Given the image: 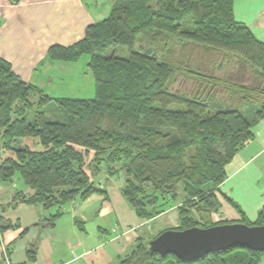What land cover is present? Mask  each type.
<instances>
[{
  "label": "trees",
  "instance_id": "16d2710c",
  "mask_svg": "<svg viewBox=\"0 0 264 264\" xmlns=\"http://www.w3.org/2000/svg\"><path fill=\"white\" fill-rule=\"evenodd\" d=\"M234 2L116 0L109 16L90 24L81 40L48 50L52 61L88 59L92 98L53 97L25 82L0 57V181L18 177L34 191L30 196L18 192L12 204L58 207L44 219L53 227L63 205L106 192L96 177L123 171L122 194L140 218L152 219L178 204L180 226L173 229L233 223L206 224L200 218L220 210L226 166L264 118V42L236 19ZM186 43L203 53L235 55L253 70V82L244 83V72L233 82L195 66L178 55ZM120 47L128 56L119 54ZM177 77L209 93L173 90ZM218 88L229 93L231 104L210 95ZM50 103L61 120L48 118ZM24 138L37 139L40 148H15ZM5 151L14 157L3 158ZM229 201L242 214L239 222L264 225V206L251 222ZM9 227L0 224V231ZM151 239L140 240L118 264H259L264 257V251L236 246L187 262L151 253ZM35 260L36 248L30 247L20 264Z\"/></svg>",
  "mask_w": 264,
  "mask_h": 264
},
{
  "label": "crops",
  "instance_id": "0c3cea01",
  "mask_svg": "<svg viewBox=\"0 0 264 264\" xmlns=\"http://www.w3.org/2000/svg\"><path fill=\"white\" fill-rule=\"evenodd\" d=\"M116 0H0V57L7 60L25 82L45 93L60 83V78L73 75L78 62L52 61L48 50L52 45L69 46L81 40L87 27L109 16ZM235 17L246 24L264 42V0H235ZM79 80L93 85V74L85 59ZM73 66V67H70ZM63 83H67L64 81ZM53 97H70L73 83ZM64 93V94H62ZM73 98V97H70ZM254 138L246 143L227 164V177L220 185V210L212 213L214 222L242 220V214L254 222L264 206V118L253 126ZM38 149L37 139H18L15 148ZM14 157L5 151L3 158ZM106 192L93 193L86 200L75 199L60 210L55 226L44 219L58 212L42 205L12 201L18 192L26 196L34 191L22 181H0V224L13 227L0 231V264L26 261L30 247L36 248L32 264H118L131 253L140 240L146 241L160 232L178 228V204L152 219L140 218L122 194L123 171L116 175L102 173L96 177ZM229 198V199H228ZM215 216L217 218H215ZM28 229L26 233H23ZM259 264H264V257Z\"/></svg>",
  "mask_w": 264,
  "mask_h": 264
},
{
  "label": "rangeland",
  "instance_id": "374dc122",
  "mask_svg": "<svg viewBox=\"0 0 264 264\" xmlns=\"http://www.w3.org/2000/svg\"><path fill=\"white\" fill-rule=\"evenodd\" d=\"M144 40V39H143ZM143 40L139 41L137 43V47L141 46ZM182 47H180L177 52L178 55L180 54L181 56H185L187 58V60L191 61L192 64H195V66H200L202 67L205 71L211 72L216 74L217 76L223 78L224 80H228V81H237V78L239 75H241L242 72H244L243 74H245L244 79L241 76V79H243L244 83H252L253 82V77H254V73L253 70L249 67H247L246 65L243 64V62L241 60L238 59V57H236L235 55H231V54H225L223 52H202L201 47L196 46L194 47V45L190 44V43H186L185 45H181ZM194 52V53H192ZM120 55L122 56H128V50L125 47H120ZM85 59H82L80 61H78L77 66H81V67H77L75 70H71L73 72H76L73 75V80L70 81V77L67 78H60V83L58 86L54 87V89H48L46 92L47 94L51 93V94H60L62 92H64V89H68V87H66V84H69L72 82L73 83V93H66V95H70V97L73 98H92L95 96V87H94V81H93V85L88 86V83L91 82V77H83V80L87 81L89 80V82L87 84H82L80 83L79 80V73L80 72H84V69H82V67L84 68L85 65L84 63L86 61H84ZM222 63L221 65H218L219 63ZM73 67V66H70ZM64 81H66L67 83H63ZM172 88L173 90H179V91H185L189 94L196 92L197 90L200 91L201 94L206 92V95L209 93H207V89L208 88H202V87H198L195 86L194 81H189L186 80L184 78L181 77H177V79L173 82L172 84ZM210 88V86H209ZM64 94V93H62ZM212 96H216L218 97V101L219 102H223L224 99H227L225 102V105L231 104V97L229 98V93H226V91H224V89L222 88H218L215 89L214 91L211 92ZM204 97V96H203ZM176 107H174L173 109H175ZM209 111L211 112H215V108L211 107L209 109ZM46 113L47 116L50 120H61V115L56 107V105L54 103H50L46 106ZM16 182H20L21 179L16 177ZM22 182V181H21ZM99 184H101L99 182ZM215 218H217L215 216ZM200 221L202 223H208V222H214V218L212 216V214L210 216H206V218L204 219L203 217L200 218Z\"/></svg>",
  "mask_w": 264,
  "mask_h": 264
},
{
  "label": "water",
  "instance_id": "95a60500",
  "mask_svg": "<svg viewBox=\"0 0 264 264\" xmlns=\"http://www.w3.org/2000/svg\"><path fill=\"white\" fill-rule=\"evenodd\" d=\"M236 246L264 251V225L233 222L205 228L167 229L148 243L151 253L174 254L187 262Z\"/></svg>",
  "mask_w": 264,
  "mask_h": 264
}]
</instances>
